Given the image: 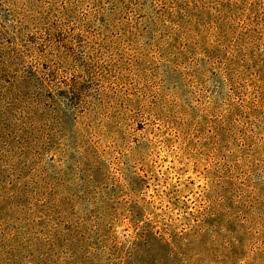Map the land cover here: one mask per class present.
I'll list each match as a JSON object with an SVG mask.
<instances>
[{
    "label": "rangeland",
    "instance_id": "1",
    "mask_svg": "<svg viewBox=\"0 0 264 264\" xmlns=\"http://www.w3.org/2000/svg\"><path fill=\"white\" fill-rule=\"evenodd\" d=\"M218 1L0 0L3 56L55 81L0 79V264H264V0L219 46Z\"/></svg>",
    "mask_w": 264,
    "mask_h": 264
},
{
    "label": "trees",
    "instance_id": "2",
    "mask_svg": "<svg viewBox=\"0 0 264 264\" xmlns=\"http://www.w3.org/2000/svg\"><path fill=\"white\" fill-rule=\"evenodd\" d=\"M230 0L227 2L226 6L228 8L227 11H223L221 9L223 3L221 1H218L215 6L211 7L210 9H215L218 11V18L216 21V24L212 28V32L210 34V37L219 39L216 42V44L219 46V43L224 40L226 37V34L231 33V27H232V21H233V15H235L236 10H234L233 6L231 5ZM65 8V7H63ZM188 7H184V12H187L186 14L180 15V21H179V28H182V24L185 22L186 26L190 24V20H187L188 17L191 16L190 12L187 9ZM209 7L206 8V10H210ZM200 24V23H199ZM51 34V33H49ZM50 37V35H49ZM47 41V47L52 51L56 47L54 41L52 38L46 39ZM14 44V43H13ZM12 46V44L10 45ZM15 45L10 47L13 51L15 50ZM17 46V45H16ZM14 47V49H13ZM17 48V47H16ZM4 47L0 46V79L2 81H6L10 84V89L15 92L13 96H10V101H7L8 105H11V107H17V104L22 105L23 107H42L44 105L42 99V95L48 91L49 88L52 87V84H54V80H49V78L46 77V73L44 71H41L38 68V65L35 66H27L25 68L24 63H19L17 59H9L5 58L2 54V51ZM27 50V49H26ZM22 50L20 49V53ZM24 53V51L22 52ZM14 62H9V61ZM9 78L10 79L5 78ZM62 86L60 88V91H66L64 89L69 88L71 85L66 81H62ZM5 87H3L4 89ZM78 88L77 85H74V89ZM19 101V103H17ZM139 219H135L133 222L135 223V230L140 228L139 224L137 223ZM140 237H142V234L139 233V231L135 232V240L134 244H136V241L138 242ZM158 239L160 241L165 243H170L168 239H165L161 235H157Z\"/></svg>",
    "mask_w": 264,
    "mask_h": 264
}]
</instances>
